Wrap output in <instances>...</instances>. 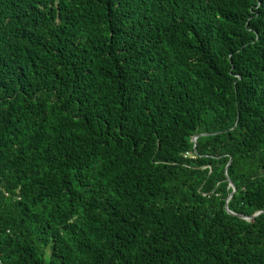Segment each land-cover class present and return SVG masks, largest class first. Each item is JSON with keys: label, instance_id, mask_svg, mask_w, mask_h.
<instances>
[{"label": "trees", "instance_id": "trees-1", "mask_svg": "<svg viewBox=\"0 0 264 264\" xmlns=\"http://www.w3.org/2000/svg\"><path fill=\"white\" fill-rule=\"evenodd\" d=\"M0 264H264V0H0Z\"/></svg>", "mask_w": 264, "mask_h": 264}, {"label": "water", "instance_id": "water-1", "mask_svg": "<svg viewBox=\"0 0 264 264\" xmlns=\"http://www.w3.org/2000/svg\"><path fill=\"white\" fill-rule=\"evenodd\" d=\"M195 138H196V137H194L193 140H195ZM230 185L233 186L231 182H230ZM233 190H234V188H233ZM257 214H258V213H255V214H253L251 217H253V216L257 215ZM240 216H241V215H240Z\"/></svg>", "mask_w": 264, "mask_h": 264}]
</instances>
